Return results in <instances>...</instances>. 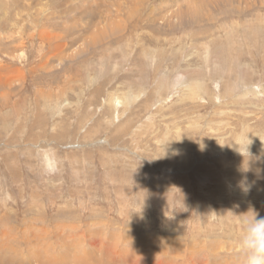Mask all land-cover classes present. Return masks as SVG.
Wrapping results in <instances>:
<instances>
[{"label": "rangeland", "instance_id": "rangeland-1", "mask_svg": "<svg viewBox=\"0 0 264 264\" xmlns=\"http://www.w3.org/2000/svg\"><path fill=\"white\" fill-rule=\"evenodd\" d=\"M264 217V0H0V264H245Z\"/></svg>", "mask_w": 264, "mask_h": 264}, {"label": "clouds", "instance_id": "clouds-1", "mask_svg": "<svg viewBox=\"0 0 264 264\" xmlns=\"http://www.w3.org/2000/svg\"><path fill=\"white\" fill-rule=\"evenodd\" d=\"M253 213L251 218L240 215L244 226L241 248L245 253V264H264V217L258 219V213Z\"/></svg>", "mask_w": 264, "mask_h": 264}]
</instances>
